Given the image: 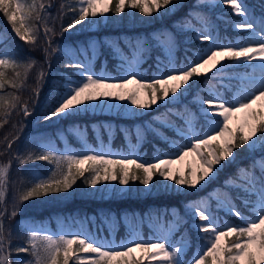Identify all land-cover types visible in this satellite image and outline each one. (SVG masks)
Instances as JSON below:
<instances>
[{
    "label": "snow or ice",
    "instance_id": "6c2138e0",
    "mask_svg": "<svg viewBox=\"0 0 264 264\" xmlns=\"http://www.w3.org/2000/svg\"><path fill=\"white\" fill-rule=\"evenodd\" d=\"M80 3L83 6L78 12L74 11L72 19L61 25V33L68 32L89 17L95 20L98 16L106 17L109 12L120 15L126 8L138 9L144 16H152L153 13L163 15L182 7L181 0H80ZM217 3L229 7L233 15L241 18L233 27L240 32L250 33L248 42L217 43V38L209 30L210 22L199 14L201 0H196L181 28H191L196 39L201 43L207 42L208 46L200 49L199 55L184 66L167 69L157 76H144L131 70V62L126 75L116 78L98 75L81 59L84 55L81 50L63 53L68 57L64 66L79 70L80 79L67 81L66 90L43 115L45 121L79 113L81 109L87 112L96 107L102 108L107 100L127 102L122 106L130 111L148 110L161 102L170 103L177 100L178 94L183 97L185 92H189L192 85L197 83V78H220L222 70H227L225 61L250 66L252 73L241 78L242 87L233 98L220 95L218 89L210 90L207 95L196 98L199 107L195 112L186 109L185 112L173 114L186 126L187 132L182 127L181 133L187 142L178 143L169 158L156 157L153 162H148L141 161L139 156L114 158L110 153L94 150L58 155L47 145L42 146L39 155L33 157L29 154L27 161H50L54 163L55 170H50V175L34 174L31 186L13 200L11 212L0 210V264H10L2 218L5 215L14 218L22 203L29 199L69 193L81 179L85 186L91 188L102 183L126 187L137 181L148 188L154 177L159 176L174 182L178 188L195 189L210 182L224 167L222 162L231 163L235 159L236 149L245 145L253 148L257 140L264 148V5L261 6V22L257 28L255 19L249 18L244 0H217ZM51 7V3L45 5L38 3V0H0V12L21 41L35 45L40 31L34 21L43 25V35L48 44L44 49L46 62L52 53L58 51L51 47L55 29L47 25V18L51 15L47 9ZM42 12L45 14L42 15ZM154 39L161 46L170 47L175 43V37L170 33L160 34ZM243 40L244 37H241ZM89 47L92 46H86L85 51ZM134 47L139 49L143 45L137 41ZM18 60L14 51H0V90L6 86L12 89L23 87L19 71L15 72L13 79L7 78V69L21 67ZM33 63L34 60L23 67L31 68ZM45 75L43 71L38 73L37 88L34 90L37 98ZM18 106L24 117L32 114L27 102L21 103L19 96L12 94L5 98L0 95V116L10 115V111ZM201 117L208 126V131L202 133L196 131L197 121ZM141 134L140 131L136 133L137 140ZM13 142H8L9 149ZM188 157L193 159L185 163ZM27 161L21 159L20 163ZM175 164H184V170H174ZM8 172V166L0 167V186H3ZM240 172L245 175L240 176ZM225 186L246 194L243 202L251 207V214L246 216L229 197L221 202V206L227 207L241 223L221 226L207 205L202 202L190 204L193 227L197 239L202 241L190 261L184 255L190 238L188 241H170L167 234L155 240L132 239L127 243L112 244L99 242L81 232L53 234L29 229L30 247L18 246L15 251L17 254L30 253L32 259L25 264H264V156L254 161L251 167L238 169L234 176L225 181ZM175 223L179 228V221ZM160 227L168 233L171 224ZM201 233L204 235L201 236Z\"/></svg>",
    "mask_w": 264,
    "mask_h": 264
},
{
    "label": "rangeland",
    "instance_id": "374dc122",
    "mask_svg": "<svg viewBox=\"0 0 264 264\" xmlns=\"http://www.w3.org/2000/svg\"><path fill=\"white\" fill-rule=\"evenodd\" d=\"M39 2L45 3V5L49 3L52 4V7L47 9V11L51 13V15L48 16L47 18V25L55 29V35L52 37L51 47L56 48L57 50H63L65 53L69 51L75 52V50L77 49L81 50L82 52H84V55L81 57V59H83L84 62L88 64L91 71L95 72L98 75H107L111 78H116L122 75H126L129 70V62H131V64L133 65L131 70L138 71L141 75H144V76H157L160 73L165 72L167 69L179 68V67L184 66L185 64H187L188 62H190L191 60H193L199 55L200 49L206 48L208 46L207 42H204V44L202 46H199L198 48L194 47L195 49L192 47L186 46V48L189 49L193 53L194 57L188 56L186 58V61L183 60L184 61L183 62L182 59H179L177 55V49L179 47V43L177 42L178 38L175 32H173L170 28H168L164 33H170L175 37V43L172 46L170 47L167 45L161 46L155 41L154 37L157 36L155 35L153 37L154 43L145 41V39H143L144 37H142L139 40V42L143 45V47L139 49H135L134 46L137 41L132 40L131 38H125L121 40L116 38L114 40H110V39H106L105 35L102 34L98 25L99 23L105 22L108 14L106 17L98 16L97 18H95V20H93V18L91 17L87 18L85 22H82L80 25L75 26L77 27L78 31L69 30L68 32L61 33V22L59 20V13H58V10L56 9V4L54 3V0H38V3ZM203 3H204L203 6L211 8L217 3V0H201V4ZM81 6L83 5H81L80 0H79L78 9ZM248 12H249V18H254L257 24V28H259L260 22H261V16L255 15L251 7L249 6H248ZM44 14L45 13L42 12V15ZM199 14L200 16L206 18L210 22L209 30L211 31L213 37L217 38L216 39L217 43L226 44L229 42V41H226L220 38L219 32L218 30L214 28L211 18L205 16V11L199 9ZM238 21H236L235 24ZM34 23L37 29L40 31V38L38 39L35 45L28 44V43H25L24 41H21L15 35L14 31L12 30L11 31L8 29L0 30V51L12 52V50H14L17 47V44H20L19 51L17 52V54L16 53L15 54L19 57L21 64L25 65V64L32 63L33 60L35 61V63L32 64L31 68H26L27 76H28L29 83H30V88L28 92L31 95H32V92H34L33 89L37 88L36 80H37L38 73L43 71L46 74L42 88L39 91V93L41 94L46 93L47 91L50 90V87L48 86V84L53 81V79L51 78V75L54 74L53 73L54 71L52 70V68L54 67L51 63L52 60L50 59L48 62L45 61L44 49L48 47V44L46 43V40L43 35V25L40 22L34 21ZM193 24H196V21H193ZM196 26L199 27L198 24ZM82 30H85L87 33L85 36L87 38H86V41L84 42L78 39L82 37L80 36L82 34L81 33ZM249 35L250 33L244 32L243 42L245 43L248 42L247 38ZM194 39H196L195 35H194ZM9 40H12L13 45L11 46L9 45L8 43ZM72 40L74 42L70 44L69 42ZM155 44L158 45V47L161 46V48L163 49L164 57H160V56L155 57L156 60L153 64L156 70H153L151 65L147 64L146 66H143L142 63L143 62L145 63L146 59L148 58L149 49H151L152 46H154ZM88 45H91L92 47H89L87 51H85V48ZM105 48H108L110 50L112 54L111 57L115 59L113 63L114 67L108 64V61L105 60L104 57H102L103 49ZM52 54H51V58H52ZM101 57H102V61H101L100 66L96 67V62L94 61L97 58H100L101 60ZM147 69L151 74H148ZM73 71L75 72L76 75H70L69 73L63 72L64 74L62 75L63 80L61 81V86L63 87V91L66 90L67 81L69 79L73 81H79L80 75H81L79 70H77L76 68H73ZM56 72L58 73L60 71H56ZM251 73H252V68L249 66L247 71H242L240 75L235 79L238 85H236V82L234 83L236 90L234 91V93L232 92L231 98H233L236 95L237 90L242 87L241 78L244 77L246 74H251ZM256 75L257 76L259 75L258 68L256 69ZM209 76H211V74H209ZM223 76L224 74L222 71L221 77ZM205 85L208 88V90H206L205 92V95H207L210 90L218 89L220 95L227 97V95H225V93L219 89L220 86L222 85L221 80H219L216 83L212 81L211 79L210 80L207 79ZM25 86L26 85H24V87ZM201 95L202 94H199L198 96H201ZM34 97L37 98L36 95H34ZM179 98L180 96L178 94L176 101H173L170 103H163V102L159 103L162 106H164V108L160 111L162 113L161 118L155 120V123L158 125L159 124L163 125V127L165 128H170V127L173 128L175 136L173 135L169 136L161 128H159V126L153 125L152 128L156 129L157 133L161 136L160 138L163 137V139H168L169 143L167 145V148L155 146L157 151L152 157V160L149 162H153L156 157L169 158L172 152L175 151L176 145L178 143L184 144L187 142L185 136L181 133L182 127H184L185 132H187L186 126L179 125L176 119L177 116L173 115L174 113L177 112V110L174 109L172 106H174L177 103ZM104 103L106 106L102 108L96 107L94 110L90 109L89 111L86 112L94 118V122L91 126L95 134L94 141H90L88 139L87 131L82 126L79 128L77 127L75 129L69 130V132L73 134V136L76 139H79L83 143L82 148L73 147L67 141V134H70V133H67V131H63V129L58 130L56 135L48 136V137L42 136L41 138L40 133H38L39 129H41L39 128L41 127L39 124V120H38L39 116L35 109L38 103H36V106L35 104H28L30 110L32 111V114L28 117H24L22 115V113L20 112V106H18L17 109L10 111L9 116L13 117V126H14L15 131H17V135H18V138H15L14 142L17 139H19V142L22 141L24 144V141L28 139L29 146L27 148L21 147V149L18 146L16 147L11 146V148L9 149L7 145H8V142L11 140H8L5 143L6 150L10 151V153L12 154V157L10 161L3 163L1 167L3 166L9 167V172L6 177L9 176L11 178V182L8 183L5 178V182L3 186H0V210L6 209L8 213L11 212L13 208V200L15 198H18L17 189L19 186V182L21 181L19 173L28 171L32 178L34 174L35 175H40V174L50 175V171L48 173L41 172L35 167V165H28V163L32 164L33 161H27V157L29 154H32L33 157H35L36 155H39L42 150L43 145H47L49 148L54 149L58 155H65V154H71V153H83L88 150H94V151H103L105 153H110L114 158H119L125 155L129 157L139 156L141 161H147L144 153L140 149V143H141V140L145 139V135L146 133H148L147 129L150 128L151 126L150 123H145L149 121V119L145 121V119L148 118V115L146 112L149 109L148 110L135 109V111H130V110H126V108L122 106V104H126L127 102L107 100ZM113 104L115 105V107H110ZM195 104H196L195 109L194 108H187V109H191L193 112H195L196 109L199 107L197 102H195ZM83 112L85 111L81 109L80 113H83ZM74 113L75 112H73L72 114ZM60 117L63 118L64 116H60ZM203 124H204L203 118L201 117L197 121V125H196L197 132L202 133L204 131H208V126H206V128H203ZM117 129H120L124 132L125 142H124L123 147L110 145V140L112 138V135L116 132ZM102 131H106L107 138L102 135ZM138 131L142 133L139 140H137L136 138V133ZM36 138H40V139L38 141L37 140L34 141V139ZM57 139H62L61 148L58 147V145L56 144ZM260 146H261V141L257 140L255 147L258 148ZM15 152H18L19 154L14 159ZM262 156H264V154L256 158L255 161H259ZM21 159L26 160L27 164L26 165L20 164ZM192 159H193L192 157L186 158L185 163L192 161ZM173 169L174 170L181 169L183 171L184 164H175L173 165ZM52 170H55L54 163H53ZM213 179L208 183H204L203 186L198 185L196 187V190L197 188H199V190H204V188H207L208 190L207 192L203 191L202 195L200 194V196H198L196 199L191 200L188 203V206L190 207V204L192 203L202 202L203 204L209 207L212 215L216 217L217 223L219 225L223 226L225 223L236 224L234 220H231L225 217L224 214L227 213L232 216L234 215L228 211L227 207L221 206V202L227 200L230 197L228 191L226 190V186L224 185L225 183L223 185L219 183L217 184L216 181H213ZM161 180L167 184H174V182L164 180L163 178H161ZM223 182L225 181L223 180ZM83 189L85 191L86 196H89V195L93 197L104 196L106 198L111 193H114V192H116L117 195L125 193L126 190L128 189V186L126 187L119 186L118 184H115V183L113 184H103L102 183L101 185H98L96 188H91V187L84 185ZM113 189H116V190L113 191ZM146 189L148 190L149 186ZM242 200L244 201L245 198H243ZM214 201H216L217 204H215ZM233 203L235 202L233 201ZM29 207L30 206L27 203L23 202L18 214L24 213L25 211H27V209L34 208L32 206L30 208ZM216 209H220L223 212V215L218 213ZM177 212L178 211L175 208H173L170 211L171 217L170 216L164 217V215H160V214H153L152 216L148 217L146 220V223L152 229V233H153L152 235H148V237L144 235V232L141 226V220L138 214L137 215L123 214L122 221L125 223V234L120 238L118 237L116 238L115 236L116 231H117V220L114 215H111L108 220H105L106 222L104 223V225L107 227L106 233L101 232V229L99 228L98 225H97L98 229L97 228L95 229L94 225L92 224L93 219H94L93 217H91L92 222L90 223H87L83 219L80 221L78 220L73 223L71 222L67 224L63 222V219H60V221L58 222V229L56 230L53 229V227L50 225H40V224L31 225L29 229H36L43 233H53V234L81 232L91 237L92 239L98 240L99 242L112 243V244H119L121 242L127 243L129 240H132V239L155 240L157 237H162L166 234L168 235V239L170 241L173 239L177 242H180L182 240L188 241L185 228H183L182 230H179V236H174V233L177 231V225L175 223V220H177V217H178ZM14 218H12L9 215H5L2 218V226H3V232H4L5 237H7L10 233L9 230L11 228V225H13L12 220ZM238 223L240 224L241 222L238 221ZM169 224H171V227L168 233H165L164 231L161 230V227H160L161 225L167 226ZM203 235L204 234H202V236ZM201 243L202 241L199 243V245ZM29 247H30V244H29ZM187 248L188 246L185 247V252ZM197 250L198 249H196L195 252ZM194 254L195 253H193V255ZM184 255H186V253ZM192 257H190V259L188 260L190 261Z\"/></svg>",
    "mask_w": 264,
    "mask_h": 264
},
{
    "label": "trees",
    "instance_id": "16d2710c",
    "mask_svg": "<svg viewBox=\"0 0 264 264\" xmlns=\"http://www.w3.org/2000/svg\"><path fill=\"white\" fill-rule=\"evenodd\" d=\"M78 1L79 0H54L56 9L59 13L61 25L66 24L72 19L74 11L78 12ZM181 3L182 7L174 8L163 15L153 13L152 16H144L139 12L138 9L128 8H126L125 12L120 15H115L112 12H109L105 22L99 23L98 26L102 34L105 35L107 39L114 40L118 38L121 40L125 38H131L132 40L139 41L142 37H144L143 39L147 38L146 40L151 43H154V34H163L168 28H170L178 37V58L182 59V61H186V54L190 56L192 55V52L187 49L186 46L188 45L194 47L198 46L199 44L198 41L194 39V33L191 32V28L188 30H182L181 25L184 23V18L189 14L192 6L196 3V0H181ZM244 3L253 6L259 12H261V6L264 5V0H244ZM203 5L204 3L201 4L199 9L205 11V16L211 17L214 27L215 29L219 30L221 37L232 40L233 42H235V40L238 38V41L242 42L241 37L244 35L237 33L232 28L233 23L240 17L233 15L229 7L220 5L218 3L211 7L209 11H207L208 8ZM163 11L164 10L162 9L161 12ZM6 28L12 30L7 18L2 12H0V29L2 30ZM70 30L78 31L77 27ZM85 32V30H82V34L80 36H85ZM83 39L84 37L80 38V40ZM8 43L10 46L13 45L12 40H9ZM157 47L158 46L154 45L150 49L149 58L147 59V62L150 65L155 61L156 55L164 56L162 54L161 47ZM15 49L17 54L19 51V44H17ZM63 53H65L63 50H58L53 54L52 58H50L52 60L51 63L54 66L52 68L54 74L51 75L53 81L48 84L50 87L49 92L39 94L37 100L34 97V92H32V95L29 94L28 90L30 88V83L26 72L27 70L25 67H23L24 64H21L20 60H18V63L21 64V67L16 69H7V78L10 80L13 79L15 77V72L19 71L21 73L20 79L23 82V87L21 89H12L10 86H6L3 90H0V95L8 98L9 95L14 94L19 96L21 103H38L35 109L39 116V124L44 128L42 133L44 137L50 133L54 134L56 132V128L58 127L68 129L69 126L78 127L85 125L88 138L91 141H94V131L91 127L94 122V118L86 112L70 114L68 116H64L63 118L54 117L49 121H45L43 119V115L54 106L56 99L63 92V87L61 86V81L63 79L62 73L64 72L75 75L73 67L64 66L68 61V57ZM103 54L104 59L108 61V64L113 66L114 59L111 58L108 48L104 49ZM100 64L101 60L98 59L96 67H99ZM153 69L156 68L153 67ZM56 71L60 72L57 73ZM234 74L235 73L228 71L225 76L229 79H227L225 81V85L222 86V89L227 95L229 94V96L231 95L230 89L232 88L233 91L235 88V80L233 79ZM205 81L206 80L202 77L197 78V83L193 84L190 91L185 92L184 96L179 99L178 104L175 105L177 110H182L187 104H193L191 103V100L197 97L198 92H201V94L204 93ZM231 83H233V85ZM24 85L26 86L24 87ZM160 108V104L153 106L151 109H149L147 115L149 117L158 118L161 116V112L159 110ZM116 132V135L113 136L111 145L121 146L123 144V134L119 130H116ZM102 135L106 136V131H102ZM17 137V131H15L13 126V117L9 115L0 116V166L5 162L10 161L12 157L10 151L6 150L5 143L8 140H15ZM67 138L69 139V142L72 143L76 148L82 146L80 145L82 142L79 139H76L73 134L70 133ZM154 144L164 148L167 147V142H164V140H159L153 135L149 134V136L146 137V140H143V143L141 144V147L146 149V153L148 154L149 158L154 153ZM58 145L60 146L61 142H58ZM11 146H18L20 149L21 147L27 148L29 146V141L26 139L23 144L22 141L19 142V139H17L12 143ZM261 153H264V148L262 147L249 148L247 145H245L239 149H236L235 159L231 163L228 161L222 162L224 167L218 172L219 178L234 176L238 169L251 167L253 159L258 157ZM18 154V152H15L14 158L17 157ZM30 165H35L39 171L44 173H48L52 167V163L50 161L41 160H34ZM19 175L21 181L19 182L17 197L31 186V181L33 179L28 171L21 172ZM217 181L220 182V179ZM83 187L84 184L81 179L77 181L74 189L69 193L52 194L40 198H32L25 202L30 207L32 206L34 208L27 209V211L24 213L17 215L12 220L13 225H11L9 235L7 237L4 236L8 241L7 254L9 255V259L12 264H21L22 262L20 258L16 257L17 255H15L16 252H14V250L24 242L28 232V225L30 223L44 222L48 219L53 221V217L58 216L59 214H64L67 217L79 219L81 217H87L88 215L94 214L96 216L97 222L101 223V217H108L112 213L120 216L123 212H138L142 217H144L146 214L161 212L162 210L167 212L169 208L173 206L181 208L183 213H185L191 220V214L188 211L186 205L190 199H193L199 195V192L193 189L182 188L179 190L178 188H175L174 185H168L164 183L159 176L154 177L152 183L149 185L148 190L145 188V186L141 185L137 181L130 183L124 194L117 195L116 193H113L108 198H96L90 195L86 196ZM231 192L236 201L239 203L238 207L242 211H245L244 206L248 205L240 204L236 191L232 190ZM183 226L180 225L179 228H183ZM185 228L187 237L188 239L190 238V248L188 249L186 255L190 257L197 249V246L201 240L197 239V233L191 225L186 224ZM145 231L147 234L150 233L146 229Z\"/></svg>",
    "mask_w": 264,
    "mask_h": 264
}]
</instances>
